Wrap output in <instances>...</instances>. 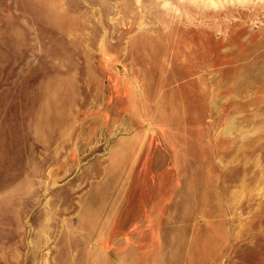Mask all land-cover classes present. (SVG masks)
Masks as SVG:
<instances>
[{
  "label": "rangeland",
  "instance_id": "1",
  "mask_svg": "<svg viewBox=\"0 0 264 264\" xmlns=\"http://www.w3.org/2000/svg\"><path fill=\"white\" fill-rule=\"evenodd\" d=\"M0 264H264V0H0Z\"/></svg>",
  "mask_w": 264,
  "mask_h": 264
}]
</instances>
